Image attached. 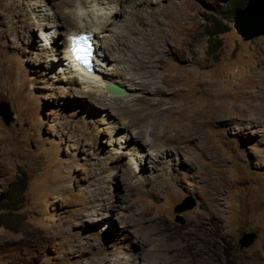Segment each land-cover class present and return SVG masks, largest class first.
Listing matches in <instances>:
<instances>
[{"label":"rangeland","instance_id":"374dc122","mask_svg":"<svg viewBox=\"0 0 264 264\" xmlns=\"http://www.w3.org/2000/svg\"><path fill=\"white\" fill-rule=\"evenodd\" d=\"M245 3L0 0L12 113L0 116V264H164L146 232L158 220L161 234L166 220L203 233L204 264H264V36L234 29ZM80 26L98 32V67L136 105L72 71L65 47ZM133 48L155 66L134 65ZM186 198L194 207L176 213ZM244 233L256 235L247 248Z\"/></svg>","mask_w":264,"mask_h":264},{"label":"bare ground","instance_id":"6f19581e","mask_svg":"<svg viewBox=\"0 0 264 264\" xmlns=\"http://www.w3.org/2000/svg\"><path fill=\"white\" fill-rule=\"evenodd\" d=\"M118 12L119 11H117L116 13H118ZM116 13L113 15H117ZM106 15H107V13H106ZM107 22H108V20H107ZM107 22H106V26H107ZM106 26H104V27H106ZM79 28H81V26ZM103 31H104V29H103ZM82 32H85L84 33L85 35L86 34L90 35V38H91V41L93 43L94 50H95L94 56H95L96 66L93 69L92 73H89L85 68L81 67L80 65H77V63L75 61H73L72 55L69 52V41L67 40V45L65 47V50H66V55H68L67 58L69 57L68 59L71 62L70 66L73 67L72 71L75 74L78 73L81 76H83V78H85L87 80L88 85H90V84H101V86L104 87L107 83H114L116 85L121 86L122 88H125V84H124V81L122 79L117 78V76L108 78V77L104 76L103 70H101L98 67V66H100L101 60H102V62L109 61V59L105 56L107 54H105L103 52V50L101 49V46L99 45V41L97 39L98 32H96L92 29H87V27H83L78 32L69 31L67 37L69 38V36L79 35ZM99 33H102V32H99ZM130 44H131V42H130ZM127 46H128V44H127ZM149 53H150V51H149ZM142 54H144V53L137 52V50L135 48H133V54L131 57L133 59L132 61H134V65L139 64V66H141L142 62L145 61L147 67L148 66L149 67L155 66L154 65L155 59H153V57H151V58L146 57L145 58ZM156 55L159 56V61H161L162 55L160 56V51H157ZM92 62H94V60H92ZM132 78L128 79V81L131 82L132 84L134 82H137L140 86H142L143 92L144 93L147 92L146 85L143 82H141V80L139 78H138V80H137V78H134V79H132ZM104 93H107L108 95H110V97H113V99H118V100L124 102L125 105L128 107L130 105H136L135 103L131 102L130 100L129 101H123L122 97H124L125 95H111L106 90ZM159 93H161V90ZM92 94H93V92H92ZM97 94H94V95L97 96L98 98L99 97H102V98L105 97L104 95H97ZM91 99H92V97H91ZM152 103H154V102H152ZM257 104H258V102H257ZM157 105H159V103H157ZM131 111L134 112L142 120L144 117H147L146 119L154 118V117L158 118L159 112H160L159 109H152V108L144 109L142 107L132 108ZM161 119H163V118H161ZM159 223H160V220L151 222L153 228L152 229L149 228L146 232H148V234L154 232L155 235L158 237L157 239L153 238V240L158 241L157 246H159L161 249H163L168 256V260L166 262H164V264H204L205 253H206V251L210 250L211 245H210V241L206 237H204L203 233L197 232L198 230L196 232L184 230V231H179V234H177L178 232L176 233V231H177L176 228L171 224H167V220H166L164 222L166 225H165V228L163 229V230H165L164 232L166 234H161L162 229L159 226ZM136 240H137V243L142 247V249H144L146 247V241L143 240L142 238H140V236H138V238ZM173 253H176V254H173ZM169 254L171 255V257L169 256ZM135 259H137V257Z\"/></svg>","mask_w":264,"mask_h":264},{"label":"water","instance_id":"95a60500","mask_svg":"<svg viewBox=\"0 0 264 264\" xmlns=\"http://www.w3.org/2000/svg\"><path fill=\"white\" fill-rule=\"evenodd\" d=\"M234 29L244 39L249 40L254 37L264 36V0H248L247 4L234 13ZM105 90L111 95H124L127 93L122 87L107 83ZM0 116L6 125L12 121V113L9 110L7 103H0ZM190 199L186 198L181 203L176 205L174 211L181 213L191 210L194 207V202H188ZM180 223H183L182 218H178ZM254 233H244L239 241L241 248L249 247L255 240Z\"/></svg>","mask_w":264,"mask_h":264},{"label":"snow or ice","instance_id":"6c2138e0","mask_svg":"<svg viewBox=\"0 0 264 264\" xmlns=\"http://www.w3.org/2000/svg\"><path fill=\"white\" fill-rule=\"evenodd\" d=\"M70 51L76 62L82 65L85 69L90 68L93 58V48L89 36H73L71 38Z\"/></svg>","mask_w":264,"mask_h":264},{"label":"clouds","instance_id":"9594fccd","mask_svg":"<svg viewBox=\"0 0 264 264\" xmlns=\"http://www.w3.org/2000/svg\"><path fill=\"white\" fill-rule=\"evenodd\" d=\"M247 2H248V0H246V3H245V5L247 4ZM244 5V6H245ZM243 6V7H244ZM243 7H239V8H237V9H240V8H243ZM236 9V10H237ZM235 10V11H236ZM235 11H234V13H235ZM234 21V20H233ZM233 24H234V22H233ZM85 32H82V33H80L79 35H85L84 34ZM87 36H89L90 37V35H88V34H86ZM75 36H78V35H75ZM73 36H69V38H68V41H69V45H70V41H71V38H72ZM90 43L93 45V43H92V41H91V38H90ZM94 46H93V58H92V60H94V62H92L91 63V66H90V68L89 69H86L89 73H92V71H93V69L95 68V66H96V64H95V56H94ZM73 61H75L74 59H73ZM76 62V61H75ZM77 63V65H80L78 62H76ZM99 65V64H98ZM81 67H83L82 65H80ZM84 68V67H83ZM114 84V83H113ZM119 86V85H118ZM121 87V86H120ZM124 89V88H123Z\"/></svg>","mask_w":264,"mask_h":264},{"label":"trees","instance_id":"16d2710c","mask_svg":"<svg viewBox=\"0 0 264 264\" xmlns=\"http://www.w3.org/2000/svg\"><path fill=\"white\" fill-rule=\"evenodd\" d=\"M220 26L221 24L218 21H216V25H212L209 29H207L208 34L215 33V31L219 29Z\"/></svg>","mask_w":264,"mask_h":264}]
</instances>
